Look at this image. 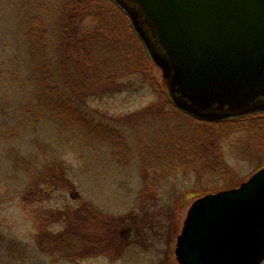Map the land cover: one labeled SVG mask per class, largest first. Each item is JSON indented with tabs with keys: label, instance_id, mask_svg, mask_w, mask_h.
I'll list each match as a JSON object with an SVG mask.
<instances>
[{
	"label": "rangeland",
	"instance_id": "obj_1",
	"mask_svg": "<svg viewBox=\"0 0 264 264\" xmlns=\"http://www.w3.org/2000/svg\"><path fill=\"white\" fill-rule=\"evenodd\" d=\"M31 2L0 0V66L5 74L6 61L17 57V46L22 45L21 18ZM84 23L91 26L95 21L90 18ZM48 26L51 47L54 29ZM49 51L52 53V47ZM13 65H17V60ZM153 71L162 84L161 69L154 63ZM83 104L98 118L123 127L134 146L133 153L113 157L105 145L73 134L81 139V144H70L63 154V148H59L63 134L58 121L50 120L44 129L56 142L54 150L72 166L67 172L56 173L54 185L42 183L22 198L17 192V176L11 174L8 165V150L17 151V129L4 126L5 121H17V93L0 99V169L8 171L0 170V180L8 192L0 194V239H4L0 264L9 261L5 250L10 242L19 246L14 264H178L175 243L190 203L205 193L237 186L264 166V110L247 114L259 122L254 128L238 124L212 131L209 124L194 121L180 111H170V101L148 85L90 94ZM196 130L211 132L206 147L207 165L183 166L167 160L164 139L170 134L174 138L177 133L191 137ZM25 141L20 134L18 144ZM84 202L124 218L119 232L127 246L122 254L109 251L70 261L57 258L40 246L42 230L62 229L61 219L56 216L59 211Z\"/></svg>",
	"mask_w": 264,
	"mask_h": 264
},
{
	"label": "trees",
	"instance_id": "obj_2",
	"mask_svg": "<svg viewBox=\"0 0 264 264\" xmlns=\"http://www.w3.org/2000/svg\"><path fill=\"white\" fill-rule=\"evenodd\" d=\"M90 18L95 23L84 26ZM48 25L54 29L52 53ZM21 26L23 40L17 46V57L6 61L7 74L0 66V99L17 93V121H5L4 126L17 129V151L8 150V165L11 174L17 176V192L24 198L42 183L54 185L57 172L70 170L72 165L63 160V154L70 144H81L75 135L105 145L113 157L133 153L134 146L125 129L88 111L83 104L85 97L148 85L170 100L166 80L162 79V84L157 81L153 62L128 15L113 0H32L21 18ZM170 111L187 114L174 105ZM0 113L3 114L2 110ZM189 116L209 124L212 131L238 124L254 128L259 124L247 115L226 119ZM53 119L58 121L63 134L59 147L64 149L63 154L57 155L56 142L44 129ZM20 134L26 139L22 144H18ZM210 135L203 130L194 131L191 137L177 133L172 138L170 134L163 141L166 159L183 166L207 165ZM0 194H8L1 180ZM59 212L56 216L61 219L62 229L42 230L38 238L43 250L53 256L72 261L109 251L120 255L126 248L125 238L119 232L124 219L121 216L107 214L90 202ZM3 243L4 239H0V246ZM15 251H19V246L10 242L5 250L9 261L4 264L15 263Z\"/></svg>",
	"mask_w": 264,
	"mask_h": 264
},
{
	"label": "water",
	"instance_id": "obj_3",
	"mask_svg": "<svg viewBox=\"0 0 264 264\" xmlns=\"http://www.w3.org/2000/svg\"><path fill=\"white\" fill-rule=\"evenodd\" d=\"M166 79L172 102L204 119L264 110V0H115ZM178 264H261L264 166L187 208Z\"/></svg>",
	"mask_w": 264,
	"mask_h": 264
}]
</instances>
